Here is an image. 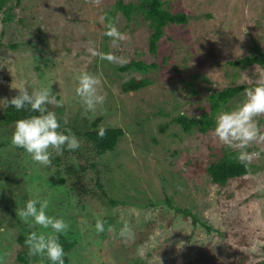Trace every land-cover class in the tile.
<instances>
[{
  "label": "rangeland",
  "instance_id": "rangeland-1",
  "mask_svg": "<svg viewBox=\"0 0 264 264\" xmlns=\"http://www.w3.org/2000/svg\"><path fill=\"white\" fill-rule=\"evenodd\" d=\"M119 1L94 6L87 0H8L0 8V115L7 105L3 101L18 95L10 88L14 81L29 91L49 88L62 100V106L49 105L64 120L62 131L90 130L100 119L98 128L126 132L114 152L88 155L100 165L109 196L123 203L111 206L98 194L91 198L71 189L65 163L57 165L58 154L52 152L50 166L34 163L7 143L11 130L0 126V144L5 141L0 146V264H22L17 260L20 233L51 231L26 227L17 217V208L29 199L48 200L47 214L69 224L61 235L76 243L70 264H106L103 259L109 264H233L234 251H243L247 264L264 259V153L250 164L249 174L219 187L208 167L237 156V150L216 141L214 128L185 133L174 122L179 115H213L210 96L226 88L256 86L264 65L243 68L231 62L259 57L255 47L264 53V0H162L166 10L188 15L189 22L166 26L155 54L149 50L150 22L140 12L128 19L117 8ZM123 2L136 8L141 1ZM102 17L115 20L127 35L119 48L111 47ZM88 41L99 54L158 68L122 73L121 64L92 55ZM82 72L99 78V93L106 98L87 117L75 93ZM133 78L149 86L123 93V83ZM243 93L218 107L214 122L219 111L239 105ZM259 125L264 128V118ZM261 148L264 144H254L248 151ZM94 178L91 170L81 183L95 189ZM106 217L115 219L114 231L98 235L96 219ZM125 222L134 233L127 242L119 235ZM243 236L247 249L238 242Z\"/></svg>",
  "mask_w": 264,
  "mask_h": 264
},
{
  "label": "clouds",
  "instance_id": "clouds-1",
  "mask_svg": "<svg viewBox=\"0 0 264 264\" xmlns=\"http://www.w3.org/2000/svg\"><path fill=\"white\" fill-rule=\"evenodd\" d=\"M94 6H99L102 0H87ZM107 21L105 35L110 38L111 47L119 48L120 43L128 39L125 33L119 31L115 20L101 18V23ZM88 51L92 55H101L102 59L110 63H126L122 57L112 53L99 54L95 51L94 42L88 41ZM76 96L79 98L84 115L95 114L98 108L105 103V96L99 93L101 81L95 75L82 72L76 77ZM11 89L18 90V95L10 100L5 99L8 106L17 111H30L38 113L28 118L20 119L14 123V131L11 136V146L20 148L29 155L34 163L42 166L51 165V154L55 152L61 155L65 150L76 151L80 148L79 139L71 133V130H60V121L54 111L49 110V105L62 106V100H58L49 88L33 89L29 92L23 84L17 85L14 81ZM244 100L232 110H221L215 118L213 138L228 148L237 150L236 159L239 163L248 166L261 158L264 148L260 151L249 152L248 149L256 144H264V128L259 125V119L264 118V74L256 82L255 87L244 90ZM67 132V134H65ZM104 130L99 132L104 136ZM48 200L29 199L25 207L17 208L16 215L29 228L50 229L48 233L31 231L25 240L29 257H39L41 261L47 260L50 264H65V252L59 242L61 234H67L69 224L62 218H56L47 214ZM39 205V206H37ZM106 221L97 218L95 232L99 235L105 232ZM3 229H0L2 231ZM109 233L114 231L108 226ZM119 235L127 242L134 237L131 226L125 222ZM180 246V245H179Z\"/></svg>",
  "mask_w": 264,
  "mask_h": 264
},
{
  "label": "trees",
  "instance_id": "trees-1",
  "mask_svg": "<svg viewBox=\"0 0 264 264\" xmlns=\"http://www.w3.org/2000/svg\"><path fill=\"white\" fill-rule=\"evenodd\" d=\"M8 0H2L0 3V8H2ZM140 5L135 8V5L124 4L123 0L118 2V9L124 13V15L131 19V16L134 12H140L144 18L150 22V26L153 29V34L150 38L149 50L152 54H155L158 49V43L164 36V29L166 26L172 25H185L189 22V16L183 13H171L164 8V3L162 0H140ZM19 3L20 0H17ZM10 19L12 17L10 16ZM9 20V18H6ZM259 57H248L243 58L235 62H231L234 67H246L255 64L264 65V53L255 47ZM157 64H147L142 61L132 60L130 63H124L119 65L118 69L122 73H147L150 70L157 69ZM149 86V82L144 79H130L123 83L122 91L123 93H131L138 92ZM247 87L239 86V87H230L225 90L216 93L210 96L211 103L215 107V111L213 115L208 113H203L200 118H190L185 115H179L174 122L181 126L185 133H191L194 130H197L201 133H206L208 130L215 127L214 117L217 112V108L226 105L232 99L237 97L240 93H242ZM31 92V91H29ZM49 107V110L53 111V109ZM32 115H38V113H33L30 111H17L14 107L5 106L4 111L0 115V126L4 127L7 131L10 129L9 140H6L9 145H11V136L14 131V123L17 120L28 118ZM60 121V130L65 127L64 120L62 118L57 117ZM99 120L93 123V127L90 130L83 131L80 128L72 126V132L74 135L82 141V147H80L76 151H68L65 150L61 155H59L56 159L57 165L61 164L60 162L65 163V172L68 175V179H70L71 189L78 190L82 193V196H88L94 198L97 194L102 199H105L111 206H120L119 203L122 202L112 199L107 193L106 189H104L102 182V174L100 170V165L95 161V157H91L92 161L88 155L91 153H95L98 157H101L107 153H112L116 150L118 144L126 135V132L123 128H107L104 130V136L101 138L99 135L100 128H98ZM167 126L161 128L162 132H165ZM62 131V130H61ZM67 134V132H65ZM5 141H3L0 146H4ZM18 152H25L23 149L14 148ZM87 157V158H86ZM75 162L77 166L75 165ZM64 167V166H63ZM251 166L249 165L246 169L244 165L239 163L236 159V156H226L222 160L218 162H213L208 167V173L211 177L212 182L219 187H224L231 180H238L249 174ZM93 170L95 174V189H92L90 186H86V184L81 183V178L85 176L89 171ZM64 182V181H62ZM179 213L186 214L187 211H183L177 209ZM11 217L10 214L6 216V218ZM4 217V219H6ZM106 221L105 224V232L107 231L108 226H113L115 223V219L113 217L104 218ZM2 225V223H0ZM26 227H29L28 225ZM221 235L227 236L228 233H220ZM26 235L21 234L19 236L20 247L17 253V260L22 264H50L46 259L41 261V258L37 257L33 259V257L28 256V248L25 244ZM59 242L63 246L65 256L64 262L65 264H70L69 254L73 251L75 247V241H70L67 237L60 235ZM239 245H241L242 249H247L249 246L248 238L246 236L242 237L241 241H238ZM219 250V249H218ZM264 251V247L262 248ZM233 264H247L248 259L245 258V253L242 251L233 252ZM203 261H208V259H203L199 257ZM200 260V261H201ZM111 261L109 259H103V263L109 264ZM254 264H264V259L254 263Z\"/></svg>",
  "mask_w": 264,
  "mask_h": 264
}]
</instances>
